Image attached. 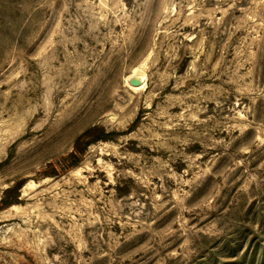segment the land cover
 Segmentation results:
<instances>
[{
    "label": "rangeland",
    "instance_id": "obj_1",
    "mask_svg": "<svg viewBox=\"0 0 264 264\" xmlns=\"http://www.w3.org/2000/svg\"><path fill=\"white\" fill-rule=\"evenodd\" d=\"M15 186L0 264H264V0H0Z\"/></svg>",
    "mask_w": 264,
    "mask_h": 264
},
{
    "label": "trees",
    "instance_id": "obj_2",
    "mask_svg": "<svg viewBox=\"0 0 264 264\" xmlns=\"http://www.w3.org/2000/svg\"><path fill=\"white\" fill-rule=\"evenodd\" d=\"M90 130L82 133L75 141L73 146V152L68 156V160H71L69 165L75 166L77 162L79 161L80 157L84 154V150L86 146L90 143L82 144V141L86 138L87 135L90 134ZM110 137V134H101L99 137H97V140L101 141H107ZM19 187L15 186L11 189H7L4 191L3 197L0 199V211L10 207L15 203V200L17 197H19Z\"/></svg>",
    "mask_w": 264,
    "mask_h": 264
},
{
    "label": "water",
    "instance_id": "obj_3",
    "mask_svg": "<svg viewBox=\"0 0 264 264\" xmlns=\"http://www.w3.org/2000/svg\"><path fill=\"white\" fill-rule=\"evenodd\" d=\"M133 79H134V81H133ZM136 79V80H135ZM131 86H133V87H136L137 85H139L140 83H141V80H139V78L138 77H134V78H130L129 79V82H128Z\"/></svg>",
    "mask_w": 264,
    "mask_h": 264
},
{
    "label": "bare ground",
    "instance_id": "obj_4",
    "mask_svg": "<svg viewBox=\"0 0 264 264\" xmlns=\"http://www.w3.org/2000/svg\"><path fill=\"white\" fill-rule=\"evenodd\" d=\"M132 76H129L128 78H127V81H129V79L131 78Z\"/></svg>",
    "mask_w": 264,
    "mask_h": 264
}]
</instances>
